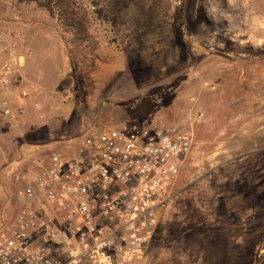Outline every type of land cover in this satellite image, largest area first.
Masks as SVG:
<instances>
[{
  "label": "rangeland",
  "instance_id": "rangeland-1",
  "mask_svg": "<svg viewBox=\"0 0 264 264\" xmlns=\"http://www.w3.org/2000/svg\"><path fill=\"white\" fill-rule=\"evenodd\" d=\"M0 26V230L39 156L154 118L194 147L145 264H264V0H0Z\"/></svg>",
  "mask_w": 264,
  "mask_h": 264
},
{
  "label": "built area",
  "instance_id": "built-area-1",
  "mask_svg": "<svg viewBox=\"0 0 264 264\" xmlns=\"http://www.w3.org/2000/svg\"><path fill=\"white\" fill-rule=\"evenodd\" d=\"M21 37L0 26V122L12 114ZM193 147L191 131L153 118L104 128L72 154H42L0 230V264H145Z\"/></svg>",
  "mask_w": 264,
  "mask_h": 264
}]
</instances>
